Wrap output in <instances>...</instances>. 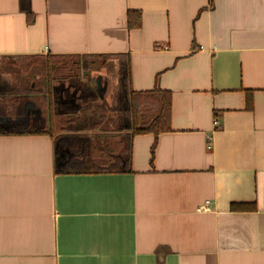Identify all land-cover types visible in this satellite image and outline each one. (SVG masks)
Segmentation results:
<instances>
[{
  "label": "crops",
  "instance_id": "obj_1",
  "mask_svg": "<svg viewBox=\"0 0 264 264\" xmlns=\"http://www.w3.org/2000/svg\"><path fill=\"white\" fill-rule=\"evenodd\" d=\"M209 3L0 0V57L127 53L172 95L130 173L55 174L50 135L0 123V264H264V0Z\"/></svg>",
  "mask_w": 264,
  "mask_h": 264
},
{
  "label": "trees",
  "instance_id": "obj_2",
  "mask_svg": "<svg viewBox=\"0 0 264 264\" xmlns=\"http://www.w3.org/2000/svg\"><path fill=\"white\" fill-rule=\"evenodd\" d=\"M214 0H210L209 8H213ZM127 29H139L142 17L139 11H127ZM3 60L12 61L11 68L26 70V63L41 70V75L48 86L35 84L27 88L0 89V117L13 113L22 114L25 104L32 102L39 109L41 127L33 128L31 122L27 128L7 131L10 134L44 133L50 135L53 146V169L55 174H114L130 173L132 140L135 136L171 131L172 117L171 92L156 87L150 90L135 91L131 87V65L128 54H94V55H31L6 56ZM19 65L18 67H16ZM69 65V66H68ZM27 66V65H26ZM14 67V68H13ZM104 68L115 81L114 101L110 107L104 104L93 105L95 92L99 89L98 82L80 79L83 73L88 76L91 71ZM11 70V69H10ZM25 74V72H22ZM47 77H46V76ZM68 79L73 82L70 87L75 92L70 99L62 98L52 86V81ZM42 82V81H41ZM35 84V86H34ZM102 90L100 89L99 92ZM33 97V98H32ZM34 97H40L46 109L37 106ZM38 100V99H37ZM246 108H251L247 100ZM115 113L118 130H102L101 126L108 119V113ZM71 115L68 119L67 116ZM20 116V115H19ZM86 140L82 142L83 135ZM80 142L82 155L73 153L75 144ZM155 148L153 145L151 152ZM152 163V160H151ZM235 211L254 210L255 205L232 204Z\"/></svg>",
  "mask_w": 264,
  "mask_h": 264
},
{
  "label": "rangeland",
  "instance_id": "obj_3",
  "mask_svg": "<svg viewBox=\"0 0 264 264\" xmlns=\"http://www.w3.org/2000/svg\"><path fill=\"white\" fill-rule=\"evenodd\" d=\"M11 63L12 61L0 59V89L1 90H4V89H10V90L15 89L16 90L17 88H27L33 83H35L36 85L44 83L45 86H48V83L44 81V77H42L41 75V70L38 68L32 67L31 64L35 65L36 64L35 62H31V64L26 63L25 65H22L24 66V68H26V70H23V71H19V69L14 68V67H13L14 69H12L10 66ZM18 66L19 65H17L16 67ZM22 72H25V74H23ZM80 79L85 82L90 80L92 82L93 87L95 86V83H97V80L99 82V89L95 92L94 94L95 96L93 97V99H90L89 102H91L93 105L104 104L107 107H110V105H112L114 101L113 95H114L115 81L113 80L112 76L107 72L106 69L100 68L98 70L91 71L90 73H88V76L82 73L80 75ZM52 83H53L52 86L54 87V89L57 90L58 93L61 94L63 99L64 98L70 99L69 96H73L75 93L73 91V88L70 87V85H73L74 83L66 78L63 80H57V78H55L52 81ZM100 89L102 90L101 92H99ZM34 99L37 101L36 103H37V106L40 108V110L46 109V105L44 102H42L40 97L38 98L34 97ZM1 110L6 111L5 109H1ZM17 110L19 113L18 115L9 113V114L4 115L3 118L5 119H1L2 117H0V123L3 122L5 123L6 126H12L18 121V118H22L23 122H17V123L20 124V126L26 127V124L28 123L27 119H29L28 113H31L33 111L35 115L34 119H37V120L38 118L40 119L39 109L35 107V105L32 102H27L25 104L22 114H20L19 108H17L16 111ZM70 117L71 115L67 116L68 119ZM107 117L108 119L101 126V129L107 130V131H111L112 129L118 130L117 121H115L117 119L116 114L109 112ZM40 122L41 120L38 121L37 123H34L33 126L41 127ZM89 135H94V134L88 133L87 136L83 135L82 142L85 141L86 140L85 137H88ZM81 148H82L81 144L78 141L75 144V148H73V151L71 152L79 154V156H81L82 155Z\"/></svg>",
  "mask_w": 264,
  "mask_h": 264
},
{
  "label": "water",
  "instance_id": "obj_4",
  "mask_svg": "<svg viewBox=\"0 0 264 264\" xmlns=\"http://www.w3.org/2000/svg\"><path fill=\"white\" fill-rule=\"evenodd\" d=\"M97 82H98V80H97ZM98 84H99V82H98Z\"/></svg>",
  "mask_w": 264,
  "mask_h": 264
}]
</instances>
